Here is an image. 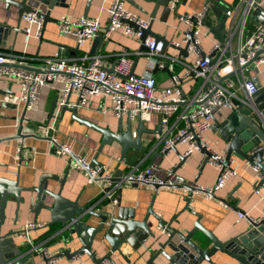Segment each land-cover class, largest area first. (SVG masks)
I'll return each instance as SVG.
<instances>
[{
  "label": "crops",
  "instance_id": "obj_1",
  "mask_svg": "<svg viewBox=\"0 0 264 264\" xmlns=\"http://www.w3.org/2000/svg\"><path fill=\"white\" fill-rule=\"evenodd\" d=\"M131 1L134 2H126L127 9L151 23L155 5L159 0ZM223 1L229 4L230 8L237 2V0ZM219 2V0H178L175 10L171 11L166 21L161 20L164 7L160 5L155 12L152 31L165 36L168 42L181 41L187 24L179 21V15H193L207 8L200 50L210 55L214 62L218 57V52H211L212 43L216 41V38L210 29L217 24V19L212 10L209 12V7ZM257 2L264 9V0H257ZM29 5H34V2L30 1ZM108 6L109 0H56V5L51 10V17L57 22H48L44 27L43 37L40 39L35 36L34 28L30 34L26 32L25 29L29 26L23 16L26 13L22 15L16 3L0 0V24H6V27L0 26V52L23 57L22 65L24 66L44 68L45 61L55 58L62 49L63 58L81 63L85 54L91 55L94 39L76 52L78 45L75 38L61 33L58 21L63 16L99 18L102 30L98 36L102 37V40L95 55H100L104 59L107 71L113 73L119 60L126 57L133 62L131 74L146 73L149 63L144 54H139L142 46L140 39L127 36L121 31L112 32L109 37H105L104 30L109 23ZM138 6L143 11L139 10ZM40 7V10L45 13V5ZM250 21L252 26L248 23L242 39L250 36L258 26H262L253 18H250ZM229 25L230 19L227 17L225 39ZM237 42L238 39H235V46ZM166 53L170 56H181V62L174 66L173 72L179 75L185 69L183 64H193L200 56L197 53L184 56L179 49L171 46L166 49ZM263 56L264 53L260 58ZM163 63L166 64L167 61L164 60ZM171 73L166 66L152 71L157 79L158 91L170 87ZM242 74L246 78L255 77L257 85L260 83L264 88V62L261 60L255 61L243 70ZM201 84V79L191 78L182 83V89L186 96L193 98L200 91ZM61 88L62 83L55 82L39 89L36 104L25 114L22 126L24 138L17 139L15 137L18 131V121L26 108L22 103L19 105L1 103L7 95H20L21 86L15 79L9 77L0 79V92L5 91L4 94L0 93V180L6 181L3 184L9 183L8 187L17 188L18 185L24 189L21 193L24 203L19 204V208H17L15 195L8 194L0 235L5 236L11 232H18L28 222L44 223L45 227L31 231L30 243L19 238L17 234L13 235L15 245L20 247L24 254L30 255L34 259V264H45L43 257L34 250V245L45 247L56 255L65 250L74 252L82 247V242L76 235L73 241L70 240L67 227H63L60 223L52 224V213L48 209L42 208L37 213L34 212L37 201V193L34 189L41 187V184H44L48 191L60 192L66 201L77 203L80 208H85L82 221L89 227L96 228L101 223V219L96 215H91L90 212L111 217L119 212L120 207L125 210L123 211L125 214L135 215L136 221H146L155 236H148V239L137 248H133L127 241L121 243L119 249L112 253L116 264H147L155 254L161 251L173 253L168 245L161 247V244L164 245L169 238L170 227L186 234L193 230L199 221L206 230L212 231L221 241H228L245 233L250 227L249 220L263 219L264 182H260L258 172L247 161L235 157L233 167L237 175L230 178L213 198H206L202 195L190 198L183 188L196 185L213 186L218 176V169L209 163L204 166V156L198 151L188 156L180 166L182 156L186 157V144H179L176 149H170L163 154V139L167 131L161 122L162 113H153L149 121H143L146 130L150 132L143 133L141 136L142 149H130L124 155L122 146L118 142L113 141L112 144L103 145V133L85 123L88 122L99 128L118 133L122 120L124 130L127 129L129 117H118L113 111L112 101L109 98L90 97L87 104L78 107L76 117L81 121L75 117L73 112H64L56 107L54 116H58L52 123L53 117L50 118V111L55 98L60 96ZM240 97L246 99L243 93H240ZM77 100L76 96L71 97V102L76 103ZM259 102L264 103V98ZM238 104L240 103L235 101L233 105ZM185 107L186 105H180L177 112L169 115L170 125L176 123L178 112ZM231 112L230 107H216L213 112L214 125L204 133L211 149L223 154L228 151V145L222 139L220 130L215 127L216 123L225 122ZM51 123L54 130L45 132L44 126ZM181 125L182 123H177L172 132L175 133ZM262 127L264 129L263 124ZM132 128L133 133H136L138 120L132 121ZM159 129L161 132H158ZM51 137L57 139L59 144L70 146L76 155H83L90 161L98 159L113 178L117 176L122 179L133 167L143 169L154 165L160 169L157 172L158 178L172 180L176 188L155 191L144 186H125L116 191L114 200L111 201L104 191L113 189L115 182L99 183L88 180L86 174L77 169L74 163L70 164L71 159L68 154L58 152L59 147L54 144ZM134 137H137V134ZM174 169L175 172H172ZM46 199V205L52 207V198L48 195ZM118 200H120V206L117 205ZM62 209L59 215L61 218L67 215L69 206ZM239 213L247 215L248 218L240 217ZM159 219L165 221L166 230L160 227ZM172 241L179 243L181 239L176 234ZM193 241L204 249H208L211 244L208 237L200 230L193 234ZM111 250V244L105 238V231L97 232L92 246L97 259L103 258ZM11 253L8 249L5 256H10ZM159 257L161 258V254ZM213 261L217 264H238L220 252L213 257ZM56 264L97 263L87 254H82L73 259L60 256ZM203 264L209 263L203 262Z\"/></svg>",
  "mask_w": 264,
  "mask_h": 264
},
{
  "label": "built area",
  "instance_id": "obj_2",
  "mask_svg": "<svg viewBox=\"0 0 264 264\" xmlns=\"http://www.w3.org/2000/svg\"><path fill=\"white\" fill-rule=\"evenodd\" d=\"M177 1L169 2L171 11L175 10ZM256 3L259 4L257 0H237L233 7L228 8L226 16L230 19V25L227 28V37L224 44L217 40L213 41L211 52H218V57L212 64L203 59L200 54L204 21L208 9L205 8L193 15H179V21L187 24L184 37L181 41H169L166 49L169 46L180 49L189 45L188 55L197 53L201 56L193 64H183L185 69L180 75L173 74V72L174 66L181 62V56L167 55L163 42L153 36L146 38L144 50L139 53L144 54L149 63L147 72L141 75H131L133 62L129 58L122 57L115 67V71L109 73L105 67V61L100 55L87 54L83 56L81 63L58 56L47 59L44 69L51 73L39 74L7 66L22 65L23 57L0 52V79L9 77L15 79L21 86L20 95H7L2 99V104L19 105L22 103L27 110L32 109L38 100L39 89L44 85L58 82L62 83L57 106L59 110L64 106L80 107L85 105L90 97H105L112 101L113 111L120 118L128 116L132 121L141 120L143 122L149 121L153 113H162L161 122L167 131V135L163 139L162 152L165 153L179 144H186L185 156L188 157L195 151L201 152L205 148L210 153L209 164L218 169V176L213 186L184 187V192L190 198L196 195L213 198L230 178L237 175L233 167L236 160L235 157L228 158L226 153H219L211 149L204 133L214 125L213 112L216 107L235 106L233 105L235 101L247 103L258 92L256 78H246L242 74L243 70L238 72L239 68L244 67L255 58L258 51L264 49L263 25L258 26L250 36L242 39ZM107 11L109 23L104 30L105 37H109L112 32L121 31L127 36L141 39L143 31L150 26L149 20L127 9L125 0H109ZM23 16L29 23L25 29L26 32L30 34L34 28L35 36L41 37L43 21L39 18L38 13L30 12ZM58 25L61 33L75 38L79 48L96 38L102 30L99 18L63 16L58 21ZM190 32H192V42L187 37V33ZM235 39H238L236 46L234 45ZM164 60L167 61L166 64L163 63ZM260 60L264 62V56ZM165 66L172 72L171 85L158 91L157 79L152 71L157 67ZM55 72L62 74L56 75ZM191 78L202 80L200 91L193 98L186 96L182 89V83ZM240 93H243L246 99H242ZM73 95L78 98L76 103L71 102ZM69 96L71 97L69 98ZM195 103L200 105L195 106ZM180 105H186V107L178 112L176 123L170 125L169 115L177 112ZM56 116L58 115L53 117L52 123ZM179 122L182 125L173 133V128ZM52 123L46 124L43 130L45 132L54 130ZM133 135L136 136V133ZM51 138L54 144L59 147L58 152L68 154L71 164L74 163L77 169L85 173L88 180L99 183H107L112 180L113 177L107 172L104 165L93 164V161L88 160L85 156L76 155L70 146L59 144L57 139ZM254 169L261 179L259 170L256 167ZM159 171L160 169L154 165L143 169L133 167L119 182H115L113 189L105 190V195L113 201L116 191L125 186H144L155 191L175 189L176 186L172 180L158 178L157 172ZM239 216L247 217L242 213H239ZM43 227H45L44 223L28 222L17 232V236L30 243L31 231ZM33 248L43 257L45 264H56L59 258L56 254L42 246L34 245ZM102 264L114 263L104 261Z\"/></svg>",
  "mask_w": 264,
  "mask_h": 264
},
{
  "label": "water",
  "instance_id": "obj_3",
  "mask_svg": "<svg viewBox=\"0 0 264 264\" xmlns=\"http://www.w3.org/2000/svg\"><path fill=\"white\" fill-rule=\"evenodd\" d=\"M6 1L16 3L20 7V13L22 12V15L24 13L37 12L39 18H41L43 21V30L48 22H57L56 19H53L51 17V10L56 5V0H20L19 2H16L15 0ZM30 1L34 2V5L30 6ZM125 1H130L131 3L134 2L131 0ZM170 1L171 0H159L156 3L151 17L152 21L150 23V26L148 27V29L143 31V35L140 39L142 44L141 51L144 50V42L148 36H153L157 40L162 41L164 44V49H166V47L169 45L168 40L165 36L159 35L152 31V24L153 20L156 17L155 12L159 9L160 5L164 7L161 20H167L169 14L171 13V9L169 7ZM219 1L220 2L217 5L210 6V10H212L217 19V24L212 26L210 31L215 36L217 41L224 44L226 35L225 24L227 21L226 12L230 6L223 0ZM41 5H45V13L40 10ZM138 9L143 11V9L139 6ZM251 18L258 21L261 25H264V9L257 3L254 5V9L251 13ZM1 25H3L2 27H6V24H0V26ZM42 37L43 31L40 39H42ZM187 37L190 42L193 41L192 32L187 33ZM101 40L102 37L100 36L94 38L93 47L90 51L91 55L97 54V49L101 43ZM188 47L189 45H186L185 47L179 49L182 55L188 56ZM75 50L76 52H78L79 47ZM62 51L63 50L61 49L60 53L57 55L58 57H63L64 54L62 53ZM262 53H264V49L258 51L255 58L244 67L239 68L238 72L245 70L255 61H259ZM200 54L203 59L208 61V63H213L210 55L203 53V51H200ZM7 66L22 68L39 74L51 73L43 67L36 68L24 65ZM158 69L159 68L157 67L154 71H157ZM54 74L61 75L62 73L55 72ZM0 93L4 94L5 91H2ZM70 97L71 96H69V98ZM262 98H264V88L259 83L258 92L251 99V101L247 103H240L237 106H231L230 109L232 112L230 113V115H228L225 122H223L222 124L216 123L215 127L220 130L222 139L228 145V151L226 152L227 157H237L241 160L249 162L252 166L256 167L260 172L261 183L264 182V129L262 127V124L264 125V103L259 102ZM58 100L59 96L55 98L52 104L50 118L54 117ZM194 105L198 106L200 104L195 103ZM62 110L64 112L71 111L76 117L78 107L70 108L68 106H64ZM26 111L27 109L24 110V113L18 121V131L15 137L17 139L24 138V135L22 134V126L25 120ZM77 119L81 121V119ZM128 121V127L126 130H124L121 120L118 133L99 128L95 125L89 124L88 122L85 123L103 133V145L112 144L113 141H116L122 146V153L126 155V153L130 149L141 150V136L143 133L150 132L146 130L144 123L141 120H138V128L135 131L137 137H134L131 118H129ZM158 132H161V129H159ZM172 149H176V147H173ZM167 152L163 154H166ZM201 154L204 156L205 166L209 163L210 153L207 149L204 148L202 149ZM186 159L187 157L182 156V162L180 163V166L185 162ZM93 164L101 165L98 159H93ZM173 172H175V169ZM120 180L121 178L116 176L111 181L119 182ZM5 182L6 181L0 180V228L4 220V209L7 204L8 194L12 193L15 195L17 208H19V204L24 203V199L21 196V193L24 189L18 187V185L17 188H13L12 186L8 187L7 185L10 184H3ZM34 190L37 193V201L34 212L37 213L42 208L48 209L52 213V224L60 223L61 225H63V227H67V229H69L70 240L73 241L74 235H76L82 242V247L78 250L74 252H72L71 250H65L62 253L57 254L58 257L66 256L70 259H73L79 255L87 254L97 264H102L104 261H109L116 264L112 258V253L116 252L119 249V245L121 243L127 241L133 248H137L139 245H141L142 242L148 239V236H155L153 231L149 229L145 220L136 221L134 219L135 215L127 213L125 214L123 212L125 210L121 207L119 208V212L111 217H109L108 215L103 216L90 212L91 215H96L98 218H100L101 223L96 228L89 227L82 221V214L86 211L85 208H80L77 203H70L66 201L65 199H63L60 192L53 193L52 191H48L44 184H41V187ZM119 191L121 192V190ZM48 195L53 200L52 207H48L45 203ZM73 204H75V206ZM67 205L69 206V212L67 213V215H64V217H59L61 211H63L62 208L66 207ZM117 205L120 206V200L117 201ZM150 211H152V209ZM249 221L250 227L246 230L245 233L237 237H233L228 241H221L212 231L206 230L199 221L195 224L193 230L189 231L186 234L170 227L169 238L164 245L161 244V247H165L166 245H168L173 253L161 251L155 254L147 264H203V262H207L209 264H217L213 261V257L219 252L227 255L230 259L236 261L238 264H264V219L260 221ZM159 222L160 227L163 230H166L165 221L159 219ZM103 230L105 231L106 240L111 244L112 250L103 258L97 259L95 252L92 251L93 240L95 234ZM197 230L202 231L206 235V237H208L211 243L209 244L210 247L208 249H204L201 245L193 241V234ZM15 234H17V232H11L10 234L5 236L0 235V264H34V259L30 255L24 254L21 248L15 245V239L13 237V235ZM176 234L181 239V242L179 243H174L172 241L173 237ZM8 249H10L12 253L10 256H5V252H7ZM159 254H161V258L159 257Z\"/></svg>",
  "mask_w": 264,
  "mask_h": 264
},
{
  "label": "trees",
  "instance_id": "obj_4",
  "mask_svg": "<svg viewBox=\"0 0 264 264\" xmlns=\"http://www.w3.org/2000/svg\"><path fill=\"white\" fill-rule=\"evenodd\" d=\"M249 21H250V19H249ZM251 24V21L249 22V25ZM251 26H252V24H251Z\"/></svg>",
  "mask_w": 264,
  "mask_h": 264
}]
</instances>
